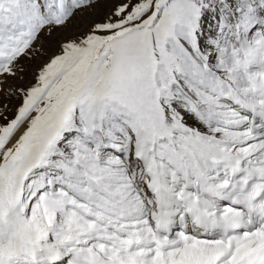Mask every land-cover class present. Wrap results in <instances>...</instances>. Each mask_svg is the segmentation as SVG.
<instances>
[{"label":"snow or ice","instance_id":"1","mask_svg":"<svg viewBox=\"0 0 264 264\" xmlns=\"http://www.w3.org/2000/svg\"><path fill=\"white\" fill-rule=\"evenodd\" d=\"M0 264H264V0H0Z\"/></svg>","mask_w":264,"mask_h":264}]
</instances>
